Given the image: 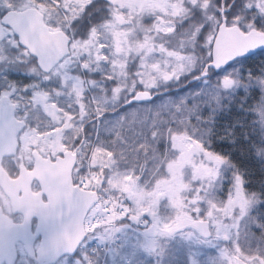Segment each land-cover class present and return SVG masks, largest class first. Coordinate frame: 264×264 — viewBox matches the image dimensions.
Segmentation results:
<instances>
[{
    "label": "snow or ice",
    "instance_id": "1",
    "mask_svg": "<svg viewBox=\"0 0 264 264\" xmlns=\"http://www.w3.org/2000/svg\"><path fill=\"white\" fill-rule=\"evenodd\" d=\"M257 47L264 0H0V260L28 239L12 213L67 204L44 264L129 218L149 250L183 232L218 244L214 264H264V187L212 147L236 101L264 154V70L238 59Z\"/></svg>",
    "mask_w": 264,
    "mask_h": 264
},
{
    "label": "trees",
    "instance_id": "2",
    "mask_svg": "<svg viewBox=\"0 0 264 264\" xmlns=\"http://www.w3.org/2000/svg\"><path fill=\"white\" fill-rule=\"evenodd\" d=\"M244 58H239L242 63L240 70L242 73L251 71L253 74H259L264 70V52L256 53ZM11 78L22 80L23 77L18 73L10 74ZM191 87L187 81L178 88L171 89L172 92H178L180 88ZM159 103V101H158ZM242 111L240 105L236 101H228L217 115L216 136L212 139V147L218 153L230 158L239 168L246 171L248 178L252 182V187L260 189L264 187V154L256 155L250 151L249 139L251 133L247 125L240 126L238 121L245 119L243 116L236 115ZM233 128L234 137L232 139L221 138L224 131ZM249 139H245V137ZM151 167V161L148 162ZM13 222L20 220L19 215L15 214L10 217ZM141 223L132 221L130 218L121 220L113 225V229L105 231H97L89 234L88 238L76 249L72 256H62L54 264H77L84 256H92L94 264H214V260L218 257V244L207 243L203 239V243L196 244L195 235L186 236L174 234L173 236L162 239L160 248L155 251L141 248V240L143 227ZM145 225V224H144ZM32 227V225H31ZM115 234L119 236L120 241L117 246L109 244V238ZM35 243L33 246H35ZM106 247L108 249L103 250ZM17 252L14 264H39L33 257L26 256L20 244L16 245ZM93 252H96L94 255Z\"/></svg>",
    "mask_w": 264,
    "mask_h": 264
},
{
    "label": "water",
    "instance_id": "3",
    "mask_svg": "<svg viewBox=\"0 0 264 264\" xmlns=\"http://www.w3.org/2000/svg\"><path fill=\"white\" fill-rule=\"evenodd\" d=\"M257 51H261V48L257 47L256 49L245 53L244 56H241L239 58L250 56L256 53ZM9 195L15 198L16 192L11 191L9 192ZM15 214L20 216V220L18 222H14V224H16L17 226H23L22 230L25 231L28 236L26 242L25 241L19 242L21 249L26 256L33 257L34 260L39 264H44V261L41 260L38 253L36 252V249L46 241H50L54 237L62 236L65 231H70L74 220V216L71 212H69L67 204L60 205L58 208V214L51 217L42 218L40 215H33L28 220L26 225H23V213L22 212L12 213V215ZM31 219H34L33 228L30 227ZM142 235L146 238H152L150 235L146 234V228L142 230ZM35 240L37 241L35 246H33ZM29 247L32 249L31 252L28 251ZM77 248L78 247H76L71 252L61 251L60 254L56 256L53 260L49 261L48 264H54L62 256H72ZM0 264H10V262L5 259V260H0Z\"/></svg>",
    "mask_w": 264,
    "mask_h": 264
},
{
    "label": "rangeland",
    "instance_id": "4",
    "mask_svg": "<svg viewBox=\"0 0 264 264\" xmlns=\"http://www.w3.org/2000/svg\"><path fill=\"white\" fill-rule=\"evenodd\" d=\"M156 103H158V101H156ZM140 226L143 227V229L146 228L145 225H144V223H141ZM175 234L183 235V232H178V233H175ZM112 235H115V234H112ZM194 238H195V241H196V244L197 245L203 243V240L202 239H198L197 237H194ZM151 239L152 238H146V237H144L141 240V242H140L141 248L142 249H149V242H150ZM161 240L158 241L159 244H160ZM119 241H120V239H119V236H117V235L111 236L109 238V244H112L113 246H117V244H118ZM207 243H211V242H207ZM106 249H108V248H106V247L103 248V250H105V251H106ZM93 253H94V255H96V252H93ZM89 258H90L91 264H94V258L92 256H89ZM126 262H127V260L124 259V264ZM59 264H61V263H59ZM99 264H102V259H100Z\"/></svg>",
    "mask_w": 264,
    "mask_h": 264
},
{
    "label": "flooded vegetation",
    "instance_id": "5",
    "mask_svg": "<svg viewBox=\"0 0 264 264\" xmlns=\"http://www.w3.org/2000/svg\"><path fill=\"white\" fill-rule=\"evenodd\" d=\"M31 225H32V227H31ZM33 226H34V219H31V221H30V227L33 228ZM35 241H37V240H35Z\"/></svg>",
    "mask_w": 264,
    "mask_h": 264
}]
</instances>
